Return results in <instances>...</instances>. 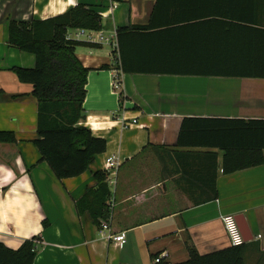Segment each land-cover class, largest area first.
Instances as JSON below:
<instances>
[{
    "label": "crops",
    "instance_id": "obj_1",
    "mask_svg": "<svg viewBox=\"0 0 264 264\" xmlns=\"http://www.w3.org/2000/svg\"><path fill=\"white\" fill-rule=\"evenodd\" d=\"M81 5L100 14L98 32L114 40L118 28L148 24L156 1L0 0V131L13 132L17 140L0 144V242L18 250L40 237L34 264H179L193 252L205 256L229 249L221 218L235 215L251 239L242 248L244 263L264 264V164L226 174L220 150L178 145L188 117L264 120V79L206 78V89L186 100L171 94L168 77L178 76L121 74L109 43L78 47L77 57L90 69L80 125L106 139L107 151L71 179L59 180L42 161L35 146L33 88L11 70L32 69L36 59L9 45L8 25L48 20ZM246 6L252 7L255 27L264 28V0H174L173 8L193 16L243 12ZM113 155L122 163L115 184L107 183L115 201L109 227L110 234L125 235L122 246L78 207L97 189L94 174Z\"/></svg>",
    "mask_w": 264,
    "mask_h": 264
},
{
    "label": "trees",
    "instance_id": "obj_2",
    "mask_svg": "<svg viewBox=\"0 0 264 264\" xmlns=\"http://www.w3.org/2000/svg\"><path fill=\"white\" fill-rule=\"evenodd\" d=\"M154 1L148 24L117 30L118 47L113 53L122 74L264 79V28L255 27L252 7L246 6L243 12L236 8L189 16L174 10V0ZM101 20L99 13L81 5L48 20H12L8 25L9 45L36 59L32 69L11 70L22 84L33 88L31 97L38 104L35 146L59 180L83 175L96 156L107 151L106 139L80 125L86 118L90 69L75 53L78 47L97 48L100 44L68 39L70 31H101ZM16 141L13 132L0 131V144ZM178 145L220 150L226 174L255 168L264 164V120L188 117L182 122ZM94 178L97 189L88 191L78 207L101 227L111 220L107 204L112 196L106 172L98 171ZM39 239L26 240L18 250L0 242V264H34ZM242 248L205 256L193 252L188 261L179 264H245Z\"/></svg>",
    "mask_w": 264,
    "mask_h": 264
},
{
    "label": "built area",
    "instance_id": "obj_3",
    "mask_svg": "<svg viewBox=\"0 0 264 264\" xmlns=\"http://www.w3.org/2000/svg\"><path fill=\"white\" fill-rule=\"evenodd\" d=\"M81 37L85 38L87 42L94 43V44L102 45L103 43L107 42L110 45H112L115 50L118 47L117 36L113 40V37L112 38L106 37L103 35L102 32L92 31V30H76L68 34V39H72V40H79ZM121 74H118L115 76V88L117 90L121 89V78L119 77ZM121 163L122 161L119 158L115 157L114 155L107 158L104 171L107 174L106 181L108 185L112 186L115 184V179L118 175V171L121 166ZM114 205H115V202L111 197L110 201L107 204L110 215H112ZM110 219H111V216H110ZM221 219H222V223H223V226L227 234V237L229 239L231 247H234V248L244 247V245L247 242L240 229L236 216L235 215H225V216H222ZM109 221L110 220H107L102 223L101 233L105 235L109 240L113 241L114 243H118L120 246L124 245L126 243L125 235L124 234H120V235L110 234ZM156 262L160 263L161 258L157 259Z\"/></svg>",
    "mask_w": 264,
    "mask_h": 264
},
{
    "label": "rangeland",
    "instance_id": "obj_4",
    "mask_svg": "<svg viewBox=\"0 0 264 264\" xmlns=\"http://www.w3.org/2000/svg\"><path fill=\"white\" fill-rule=\"evenodd\" d=\"M167 78V77H164ZM171 80V94L175 97L191 100L190 96L200 95L206 89L205 77H168ZM152 111V110H150Z\"/></svg>",
    "mask_w": 264,
    "mask_h": 264
},
{
    "label": "water",
    "instance_id": "obj_5",
    "mask_svg": "<svg viewBox=\"0 0 264 264\" xmlns=\"http://www.w3.org/2000/svg\"><path fill=\"white\" fill-rule=\"evenodd\" d=\"M236 218H237L238 224L240 226V229H241V231H242V233L244 235V238H245L246 242L251 241V239L248 236V230H247L246 225L241 221V219L239 217H236Z\"/></svg>",
    "mask_w": 264,
    "mask_h": 264
}]
</instances>
